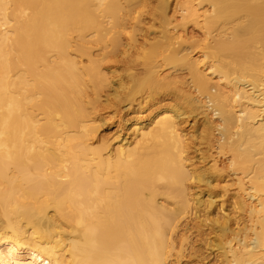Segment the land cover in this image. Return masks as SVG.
Returning a JSON list of instances; mask_svg holds the SVG:
<instances>
[{
  "label": "bare ground",
  "instance_id": "6f19581e",
  "mask_svg": "<svg viewBox=\"0 0 264 264\" xmlns=\"http://www.w3.org/2000/svg\"><path fill=\"white\" fill-rule=\"evenodd\" d=\"M147 6L0 0V264H264V0H177L196 57L138 47Z\"/></svg>",
  "mask_w": 264,
  "mask_h": 264
},
{
  "label": "rangeland",
  "instance_id": "374dc122",
  "mask_svg": "<svg viewBox=\"0 0 264 264\" xmlns=\"http://www.w3.org/2000/svg\"><path fill=\"white\" fill-rule=\"evenodd\" d=\"M183 0H178V2H181ZM177 0H169L167 12L165 16L161 15V13L158 11L157 15L153 14L152 11L154 10L153 8L156 7L157 5V0H149V6L147 8H144V13L140 16V24L138 27L135 29V39L136 43L138 44V47L141 46L144 42V48L145 50H148V48L156 43V42H163V41H168L164 35H171L173 38V41H177L178 43L176 46L181 47L183 50L180 53V55L183 53H189L190 56L196 57L199 55V48L197 45L198 43H201L203 41L205 42H210L212 41V34L210 37L205 39V34L204 30L199 26L196 25L192 21H186L182 19L181 12L179 9L175 8ZM174 28V29H173ZM132 30V28H128V31ZM216 33V32H214ZM213 33V34H214ZM157 60L163 62L161 57H158ZM164 63V62H163ZM208 64V63H207ZM206 64V65H207ZM135 67L133 68V72L136 74L142 76L144 75V66L142 64H135ZM203 67V66H202ZM117 73L124 74L125 75V70H124V64H120L117 66ZM160 74L161 76L167 75L168 79H177L180 85H182V88L185 92L191 93V95L195 97H199L203 102L206 100L204 95L200 94L196 88V86L192 82V75L189 73L188 69L186 68H180V67H173L172 65H164L160 68ZM212 82H215V79L211 80ZM108 91H105L103 93V96L101 98V101L104 100L106 97ZM114 104V103H112ZM124 106V103L121 104V107ZM138 105H135L137 107ZM119 107L118 105H114V107L109 108V109H103L105 111L104 113L111 115L116 108ZM125 109V106H124ZM141 113L146 114L147 109L142 108ZM133 111L129 112L126 110H121L119 114H117L114 118V120H118L120 115H127L128 117L131 116ZM208 115L211 117V120L213 121L214 124L218 123V117L216 115H213L212 112L208 111ZM204 114L202 112H198L197 115L195 116L193 120H196L197 125L192 127V131H196V128L198 125L201 123V120L203 118ZM192 123V122H191ZM114 124H112L113 126ZM111 132V131H110ZM109 133V130L104 129V126H101L99 129V134H107ZM219 163L222 165L224 163H227L226 157L225 156H220V159L218 160ZM236 185H232L231 188H234ZM192 226V225H190ZM185 224V221H183L179 227L177 232L182 233L184 231H187L188 227ZM196 226H193V230L195 229ZM186 229V230H185ZM195 233V232H194ZM187 234L189 232L187 231ZM186 234V235H187ZM196 234V233H195ZM196 235L190 236L188 239V245L187 249L184 250L181 260L178 264H184L187 259L191 257L190 255V248L193 247V250H198L200 249L201 252L208 253V250H206L202 245H200L199 240L196 239ZM202 237H203V231H202ZM213 255L208 256V260L212 263L213 260Z\"/></svg>",
  "mask_w": 264,
  "mask_h": 264
}]
</instances>
